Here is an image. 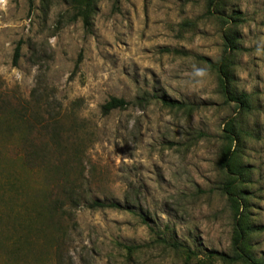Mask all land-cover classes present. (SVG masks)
Returning a JSON list of instances; mask_svg holds the SVG:
<instances>
[{"label":"rangeland","instance_id":"1","mask_svg":"<svg viewBox=\"0 0 264 264\" xmlns=\"http://www.w3.org/2000/svg\"><path fill=\"white\" fill-rule=\"evenodd\" d=\"M71 1L0 0V264H57L46 227L34 254L11 253L25 229L10 208L68 192L131 211L80 208L61 264H238L206 255L232 252L218 164L230 120L247 245L264 264V0H98L90 31ZM225 35L237 51L224 53ZM223 56L247 109L224 98L207 63ZM111 97L131 105L102 115ZM140 214L199 257L156 245ZM117 244L146 247L128 258Z\"/></svg>","mask_w":264,"mask_h":264},{"label":"trees","instance_id":"2","mask_svg":"<svg viewBox=\"0 0 264 264\" xmlns=\"http://www.w3.org/2000/svg\"><path fill=\"white\" fill-rule=\"evenodd\" d=\"M29 4L32 5L33 0H28ZM220 0H208V9H211L218 4ZM98 0H72L71 7L74 11V20H80L83 28L86 31H90L92 28V19L97 12ZM224 39V53H228L229 50L237 51L238 47L235 42L236 38L233 36L225 35ZM20 55V44H18L14 51V63L17 61ZM217 71L218 78L220 81L221 92L224 98L228 101H237L239 108L247 109L246 96L241 94L236 96L229 89L230 77L228 66L226 65V58L223 56L222 59L213 64L207 62ZM145 100V99H143ZM160 103L173 110L180 111H191L192 105L188 103L171 100L167 98H159ZM130 102L122 98L111 97L101 106L102 115H108L115 110H124L130 106ZM225 136L224 146L220 152L219 168L225 173L229 174L230 178L222 186V193L226 196L227 200L231 204L233 219H234V236L232 239V252L225 254L217 251H208L206 253L208 260H220L222 262H231L238 264H263L261 259L256 258L247 245V225L245 223V211L246 206L243 198L237 191V184L242 176L238 166H236V150L233 149L238 141V136L233 129V122L230 120L225 125ZM56 140V138L54 139ZM33 156H38L37 152H34ZM234 177V178H233ZM73 191V190H72ZM73 192H68L67 196L62 198H55L54 200L48 201L43 200L39 202H33L31 204H23L21 210L15 211L14 208H10V211L14 212L17 216L15 220L19 226H24L25 235L22 240H17L13 246L12 254L17 255L25 252L27 255L34 254L36 241L33 235L38 232H42L45 227L49 232V236L45 238V245H52L53 250L56 252V258L60 260V252L64 249L63 242L65 234H67V227L64 225L67 222L75 225V218L77 211L84 207L90 210H106L115 209L131 211L127 206L122 207L119 203H105L99 200H93L89 203L83 204L79 200L73 197ZM140 218L144 225H147L152 236L153 242L156 245L162 246L166 249H170L174 253L182 254L187 261H191L194 258H198V254L191 250L186 244L179 242L174 238L166 237V234L160 229L155 230L149 226L146 222V217L140 214ZM23 223V224H22ZM26 223V224H25ZM37 225L40 227L37 228ZM65 227V228H64ZM40 234V233H39ZM39 236V235H38ZM123 249L128 258H132L136 254L141 252L143 246H126L117 244ZM57 264H61L60 261Z\"/></svg>","mask_w":264,"mask_h":264}]
</instances>
